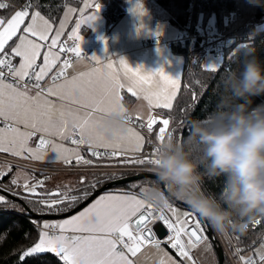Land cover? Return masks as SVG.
I'll return each mask as SVG.
<instances>
[{
	"label": "snow or ice",
	"instance_id": "6c2138e0",
	"mask_svg": "<svg viewBox=\"0 0 264 264\" xmlns=\"http://www.w3.org/2000/svg\"><path fill=\"white\" fill-rule=\"evenodd\" d=\"M10 6V3L0 0V10L9 9ZM85 7L91 11L88 14H85L84 10L80 11L81 18L67 36V40L61 37L64 35L68 16L75 12V9H68L64 20L54 32L53 23L39 10H34L32 0H27L19 10H13L10 17H0V124L3 125L0 127V152L13 156L29 153L32 158L44 159L50 151L55 154L51 159H63L67 164L73 162L69 156L73 157L77 164L93 163V160L80 155L78 150L69 149L63 143L51 139L56 137L59 141H68L72 145L89 143L92 147L91 156L100 159L139 153L143 148L144 138L132 129L128 131L135 137V143L130 146L109 141L96 134L95 129L101 121L94 117V112L115 106L108 115L113 111H120L126 120H131L120 103L119 93L123 88L134 97L143 96L149 106L165 109L172 107L174 93L154 92L152 89L159 88L161 82L174 85L179 77L173 78L163 69L148 72L143 66L134 68L123 58H119L118 63L109 59L107 64H102L99 57L88 58L83 55L81 28L97 19L102 5L97 0H86ZM133 11L135 12V9ZM15 58L20 60L18 65L13 63ZM73 58H87L101 66L91 69L88 73L68 78L66 70L71 67ZM56 68L58 70L52 76L53 86L42 88L41 81ZM119 68L124 71H113ZM61 78L62 83H55ZM32 89H36L34 94H30ZM77 92L80 93L79 96ZM49 96L58 97L61 103L53 102L48 99ZM64 101L79 107L66 106ZM155 122L154 118L149 117L146 125L149 131ZM162 123L165 127L160 128L157 137L161 144L165 139V128L170 121L163 119ZM19 125H23V131ZM37 133L41 135L36 147H29V140ZM97 148H104L105 151H97ZM160 152L161 147L153 145L150 156L132 157L122 163L147 165L152 168L158 163ZM81 183H84L83 178ZM12 184L22 187L29 197H39L35 202L48 211H59V206L78 203L88 196L87 191L81 196L68 195L60 190L38 191L43 187L42 180L30 184L25 179L20 185L18 179H13ZM133 187H139V193H106L70 218L60 222H43L37 242L23 253L21 260L31 254L52 251L60 256L65 264H134L126 252L135 257L142 246L147 244H154L159 249L155 234L149 226L154 220L161 221L170 230L168 240L171 247L177 249L182 256H188L186 249L190 246L203 243L204 228L201 220L196 219L194 214L184 212L177 215L172 204L166 203L163 209H167L175 217L173 220L165 215L162 209L144 199L148 186L134 184ZM51 197L57 198L50 199ZM4 199L0 196V201ZM261 247L264 248V245ZM239 251L240 249H237V252ZM239 259L243 264H264V252H258L256 257L240 256ZM160 264L175 262L161 260Z\"/></svg>",
	"mask_w": 264,
	"mask_h": 264
},
{
	"label": "clouds",
	"instance_id": "9594fccd",
	"mask_svg": "<svg viewBox=\"0 0 264 264\" xmlns=\"http://www.w3.org/2000/svg\"><path fill=\"white\" fill-rule=\"evenodd\" d=\"M243 57L223 81L217 110L193 120L183 144L169 137L161 145L144 194L155 207L183 201L218 234H243L250 221L264 216V104L253 106L255 97L264 96V61L254 49H245ZM101 131L109 141L125 135V116L113 111ZM205 174L222 179L219 194L204 191Z\"/></svg>",
	"mask_w": 264,
	"mask_h": 264
},
{
	"label": "trees",
	"instance_id": "16d2710c",
	"mask_svg": "<svg viewBox=\"0 0 264 264\" xmlns=\"http://www.w3.org/2000/svg\"><path fill=\"white\" fill-rule=\"evenodd\" d=\"M10 8L5 10L8 15L15 6H21L27 0H7ZM83 0H32L35 10H39L49 20L56 23L60 19L63 10L68 5L79 6ZM125 0H99L105 7L104 14L107 18L108 29L123 18L125 10L123 2ZM156 4L167 11L170 21L179 31L184 28L189 19V8L193 0H154ZM194 24L206 26L211 17L216 18V28L223 33H233L235 44L243 43V47L237 49L236 54L215 71L204 69L203 62L206 52L198 45L190 48V44L172 42L170 47L177 55H183L187 59V66L184 75V85L177 98L175 108L169 112H163L173 120V125H177L174 142L181 144L190 133L191 122L193 120H203L217 110L222 96L225 95L223 81L228 73L236 70L243 60L245 49H254L255 55L264 61V32H257V27L264 23V0H196ZM203 18V23L200 22ZM206 28H208L206 26ZM154 42V41H153ZM149 43H152L149 41ZM126 103L130 97L125 99ZM243 102V101H240ZM264 104V96L255 97L254 105ZM176 110V111H175ZM203 172V169H201ZM103 175L88 176L84 183L75 189L69 190L68 195L81 196L84 191L88 192L87 198L78 203L59 206L61 210L48 211L36 203V199L23 198L22 202H14L7 199L6 204L0 206V264H65L56 253L45 251L31 254L21 260V256L31 248L38 240L41 231L40 223L43 218L36 216L44 215H64L84 201H86L97 189L117 180V177L106 179ZM10 177L2 178L5 185ZM153 181V180H152ZM149 179L114 186L112 188H124L135 193H139V187L133 185H150ZM95 184V187L92 185ZM204 191L211 195H217L222 190L221 178H210L206 174L202 183ZM32 200L33 202H29ZM180 201V200H179ZM181 207L187 208L183 201L177 202ZM29 210V211H28ZM191 212L192 210L189 209ZM200 218V217H199ZM261 224L257 230H247L245 233L236 231L241 238V244L251 246V242L258 238L264 231V216H257ZM260 243L257 240V244Z\"/></svg>",
	"mask_w": 264,
	"mask_h": 264
},
{
	"label": "crops",
	"instance_id": "0c3cea01",
	"mask_svg": "<svg viewBox=\"0 0 264 264\" xmlns=\"http://www.w3.org/2000/svg\"><path fill=\"white\" fill-rule=\"evenodd\" d=\"M97 2H99V0H97ZM85 3L86 0H83L79 6H74V5L66 6L65 9L63 10L60 19L56 23L49 20L42 13L41 14L46 19H48L50 22L53 23V32H54L56 29H58L60 22L64 20L65 14L67 13L68 9L69 8L75 9L76 11L68 16L67 23L65 24L64 35L61 37V39L67 40V36L70 35L71 30L75 27L76 22L79 21L81 18L80 11L84 10L85 14H88L91 11L90 9L85 7ZM123 7L125 10V15L113 26L111 30L108 29V22L104 14V10L100 11L97 14V19L91 21L88 24L83 25L81 28V35L83 37V42L81 44V47L83 49V55L85 57L88 58H91L93 56L99 57L102 60L101 61L102 64H107L109 59L111 61H115L116 63H118L119 58H123L127 60V62L134 68L143 66L144 70L148 72L159 71L163 69L168 75L172 76L173 78L179 77V79L176 81L174 85L171 83L161 82L159 88L152 89V91L154 92L164 91V92L174 93L171 100L172 107L170 109L149 106L147 100L144 99L143 96L138 95L134 97L127 91L126 88L120 89V93H119L121 96L120 103L126 109L127 116L134 117L138 121L143 122V119H146L151 111L164 115L163 112H169L175 108L177 98L180 95L184 85V75L187 66V59L183 55H177L172 51L170 44L172 42L178 41L180 36V31L175 25L171 23L169 14L167 15V11L164 10L162 7H160L158 4H156L154 0H125L123 2ZM133 9H135V12L133 11ZM13 10H19V9H13ZM13 10L6 16H5L6 13L5 10H0V17H4V18L10 17ZM141 25H143V28H141ZM149 41H151L152 43H149ZM11 43L13 42H10V44ZM19 62L20 60L18 58V64ZM37 63H40V61H37ZM100 66L101 65L94 64L92 61H90L87 58H81L78 59L72 65V67L67 69L69 73L67 77L71 78L73 76H79L81 74L88 73L91 69L95 67H100ZM57 70L58 68L53 69V71L49 73V75L45 77V79L41 82L47 84L48 87L53 86L54 82L52 81L51 77L53 73L56 72ZM117 70L119 72L124 71L123 68L113 69V71H117ZM153 79L155 80L156 78L153 77ZM62 81L63 79H61L60 81H56L55 83H62ZM34 93L35 91L30 92V94H34ZM79 95L80 93L77 92V96ZM127 96L130 97V101L128 103H126L125 101ZM48 99L52 100L57 104L61 103L59 98L56 96H49ZM63 103L66 106L72 108L79 107L78 105L70 104L68 101H64ZM113 107L115 106L106 107L105 111L94 112V117L97 120L101 121V123L95 129L96 134L102 135L101 129L107 120L108 112ZM172 124H173V120H172ZM126 126L128 129H132L135 133H138L140 136L144 138L143 148L141 150L142 152L145 147L147 139L145 138L141 130H139L135 126L128 124L127 120H126ZM174 126L176 127V129L178 128L177 125ZM0 127L2 126L0 125ZM19 127L21 131L24 130L23 125H19ZM40 135H41L40 133H37L29 140L28 142L29 147H33V148L36 147ZM47 138L48 137H46V139ZM168 138H166V140ZM51 139L56 140L58 143H63L65 147L69 149L78 150L80 155L82 156L88 155L87 153H90L92 151V147L89 143H86V148H85L86 150L82 152L83 150L78 149L75 145H72L68 141H59L58 138L56 137H52ZM114 141L119 142L125 146H130L135 143V137H133L131 133L127 131L125 135L119 136ZM141 152L129 153L126 156L138 155ZM0 153L7 157H12L21 160L25 164H33V166H37L43 169L45 168L59 169L64 166L70 165L65 163L63 159L61 160L51 159V157H53L55 154L51 153L50 151L46 154L44 159L32 158L31 154L29 153H25L24 156H13L10 153H4V152H0ZM69 158H72L73 161H75L73 157L69 156ZM5 169H8V171ZM18 171H21V176L27 179L29 183H31L34 180V177L39 175L34 170H30L27 168L17 169V168H10L9 166H3L1 169L2 177L3 178L5 176L10 177L9 181L6 182L5 185L8 184L10 186H13L14 188H18L17 185L12 184V180L15 179V177L18 175L17 173ZM80 177L82 176L70 174V173L57 174L52 176L48 182L44 183L43 187L39 188L38 191L54 192L56 190H60V191L68 192L69 190H73L78 185L81 184V182H78V178ZM117 178L121 179L125 177H117ZM128 191L129 190H126L124 188H111L110 190L100 195L106 193L119 194ZM100 195H98L89 204H87L85 207H83L76 213L61 219H43L40 225H42L43 222H60L64 219L70 218L73 215L78 214L84 208L90 206L97 198H99ZM3 197L5 199L4 201H2V204L0 203V206L6 204L5 202L7 201V198L5 196ZM27 197L30 199L33 198L36 200L39 199V197H29V196ZM55 198L57 197H51L50 199H55ZM170 201L174 205V206L172 205L173 207H178L180 209L189 212L186 208L181 207L173 198L170 199ZM126 255H129V258L134 261V264H160L161 260H164L166 262L171 260L174 261L175 264H187L186 256L179 257L174 253H172L171 251H169L164 246H159V249L157 247L145 248L144 246H142L141 251L138 252L135 257H132L127 252Z\"/></svg>",
	"mask_w": 264,
	"mask_h": 264
},
{
	"label": "built area",
	"instance_id": "2783aa9c",
	"mask_svg": "<svg viewBox=\"0 0 264 264\" xmlns=\"http://www.w3.org/2000/svg\"><path fill=\"white\" fill-rule=\"evenodd\" d=\"M4 2H8L7 0H4ZM10 3V2H8ZM196 0H193L192 6L189 8V19L187 23L185 24L184 28L180 32V36L178 41L180 43H186L188 42L190 44V48L194 47L195 45H198L200 48H202L206 54L212 55L216 61L220 62L222 65L227 62L230 58H232L236 52H237V44H235V37L232 35H229L227 33L220 32L218 30H213L203 27L201 24L195 25L194 24V17H195V7ZM25 3H23L21 6H15L14 9H19L22 7ZM68 43H71V41H68ZM78 59L73 58L72 65L77 61ZM14 64H18V58H15L13 60ZM71 65V67H72ZM56 72L53 73L52 76L55 75ZM67 76L69 75L68 71L66 70ZM52 79V77H51ZM63 79V78H61ZM53 81V80H52ZM42 88H47L48 85L41 82ZM32 91H36V89H32ZM149 117H152L156 120L155 123L152 124V130L149 131L147 128V122L149 120ZM163 119H169L170 123L165 128V139L171 137L174 138L176 135V127L172 124V118L169 116L158 114L157 112L151 111L146 119H143V122L138 121L136 118L131 117V120H127V123L137 127L143 135L145 136L146 144L143 149V151L134 156H126L121 155L117 157H105L104 159H100L97 157L91 156V152L87 153L88 155H85V159L93 160V163L91 165H84V164H77L75 161H73L70 165L64 166L59 169H43L39 168L37 166H33V164H25L21 160H18L16 158L7 157L0 153V174L1 169L3 166H9L10 168H27L30 170H34L39 175L34 177V180L30 184H34L36 181H43V184L48 182L52 176L62 173H70L80 176H91V175H103V176H110V177H127V176H135L141 173H152L151 166H137L133 164H124L122 161L126 159H130L132 157H147L152 154V147L153 145H158L161 147V142L157 139L159 135V130L161 127H165L162 123ZM3 126L2 124H0ZM144 125V126H142ZM163 142V143H164ZM78 149L86 150V143L75 145ZM97 151L104 152V148H97ZM2 175H0V189H4L3 186H5L2 183ZM18 197L27 198L24 189L22 187L14 188L13 190ZM14 195V194H13ZM158 209H162L164 211L165 215H168L171 219H173L163 207H157ZM187 210L189 211V207L187 206ZM191 210V209H190ZM190 212V211H189ZM190 213L194 214V217H200L197 214H195L193 211ZM201 218V217H200ZM174 220V219H173ZM260 220L256 219L249 222L248 230H257L260 227ZM166 227V226H165ZM202 227L206 230L205 224L202 223ZM210 227V226H209ZM167 235L162 239H157L156 242L159 244V246L166 247L169 251L174 253L177 256H182L178 252L177 249H174L171 247V242L168 240V236L171 234L170 230L167 229ZM185 239V238H184ZM210 239L216 244L219 251L222 252L223 258H224V264H243V262L239 259L240 256H243L245 252L248 250H251L254 248V246L257 245V240L260 243H264V231L258 235V238L251 242V246H246L241 244V238L240 235L236 231H230L226 234H218L216 231H214L210 227ZM186 243V240H185ZM187 244V243H186ZM259 244V243H258ZM145 248L148 247H155L154 244H147L144 245ZM237 249H240L239 252H237ZM186 251L188 252V256H191V253L189 249L187 248Z\"/></svg>",
	"mask_w": 264,
	"mask_h": 264
},
{
	"label": "rangeland",
	"instance_id": "374dc122",
	"mask_svg": "<svg viewBox=\"0 0 264 264\" xmlns=\"http://www.w3.org/2000/svg\"><path fill=\"white\" fill-rule=\"evenodd\" d=\"M167 15H168V13H167ZM200 22L203 23V18H201ZM206 26L208 28H216V18L214 16L211 17L207 21ZM257 32H264V23L257 27ZM228 34L235 37V35L233 33H231V32H229ZM242 47H243V43H238L237 44V49H240ZM208 65H214V66L213 67H209ZM221 65L222 64L220 62L216 61V59L212 55L205 54V59H204V62H203L204 69L212 71V72H215L221 67ZM179 143L181 144L180 141H179ZM17 169H19V168H17ZM5 170L8 171V169H5ZM17 173H18V175L15 177V179H18V183L20 185H22L25 182V178H23L21 176V171H18ZM87 177L88 176H82V177L78 178V182H81L82 178L85 181L87 179ZM3 187H4L5 191L11 193L12 195L14 194V196H16L19 199H23L22 197L21 198L18 197L17 194L13 191L14 190L13 186H10V185L7 184V185H5ZM17 187L19 188V186H17ZM61 192H66V191H61ZM0 196H3V195L1 194ZM0 203L2 204V201ZM169 203H171V201ZM173 208L176 209V214L177 215H180V214H182L184 212H187L186 210L180 209L178 207H173ZM165 210L168 212V214L173 219H175V217H173L172 214L167 209H165ZM202 234L204 236L203 243H200L198 245H194V246H190L189 247V251L191 253V256L190 257L186 256L187 264H219L218 263V259H217V255H216L215 250L213 248L212 241L207 238L206 233H205V229H204V232ZM186 243H187V240H186ZM262 245H264V243L257 244L256 246H254L253 249L248 250L247 252H245L243 254V256L245 258L256 257L258 252H264V248L261 247ZM258 264H259V262H258Z\"/></svg>",
	"mask_w": 264,
	"mask_h": 264
},
{
	"label": "water",
	"instance_id": "95a60500",
	"mask_svg": "<svg viewBox=\"0 0 264 264\" xmlns=\"http://www.w3.org/2000/svg\"><path fill=\"white\" fill-rule=\"evenodd\" d=\"M104 9H105V7L102 6L100 11H103ZM144 179H149V180L152 181L154 179L153 174H151V173H141V174H138V175H135V176H129V177H125V178L114 180V181L110 182L108 185H105V186L97 189L86 201H84L82 204H80L79 206H77L76 208H74L73 210H71L70 212H68V213H66L64 215H44V216H39L38 215L36 217L43 218V219H61V218L70 216V215L76 213L77 211H79L80 209H82L83 207H85L93 199H95L98 195L110 190L114 186L125 185V184H128V183L137 182V181L144 180ZM0 194H2L7 199H10V200H12L14 202H18V203L22 202L21 199L17 198L16 196L12 195L11 193L5 191L4 189H0ZM173 199L176 202H180L179 200H177L175 198H173ZM195 218L201 220V223L205 224V228H206L205 233H206L207 238L210 239V227H209V224L206 221H204L202 218H198V217H195ZM149 226L151 227L152 232L155 234V237L157 239H162V238H164L167 235L166 227L162 224L161 221L154 220ZM212 244H213V248L215 250V253L217 255L218 263L219 264H224V258H223L222 252L218 250L216 244L213 241H212Z\"/></svg>",
	"mask_w": 264,
	"mask_h": 264
}]
</instances>
